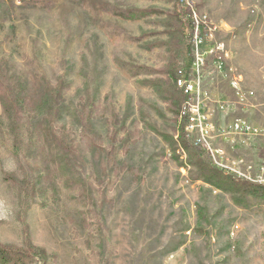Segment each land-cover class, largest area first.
I'll return each mask as SVG.
<instances>
[{"label": "rangeland", "instance_id": "rangeland-1", "mask_svg": "<svg viewBox=\"0 0 264 264\" xmlns=\"http://www.w3.org/2000/svg\"><path fill=\"white\" fill-rule=\"evenodd\" d=\"M1 2L5 94L65 87L60 104L20 117L0 103V244L11 248L0 264H264V200L238 204L200 178L177 142L182 92L174 84L176 118L141 83L172 61L173 0ZM185 3L202 38L194 104L208 128L200 145L184 131L213 174L264 186V0ZM118 7L150 10L132 19Z\"/></svg>", "mask_w": 264, "mask_h": 264}, {"label": "trees", "instance_id": "trees-1", "mask_svg": "<svg viewBox=\"0 0 264 264\" xmlns=\"http://www.w3.org/2000/svg\"><path fill=\"white\" fill-rule=\"evenodd\" d=\"M2 0H0V4ZM150 9H137V8H117L115 13L126 18L139 19L149 14ZM189 6L185 3V0H173L171 9L168 15L165 17V28H167V52L170 53L171 63L166 69L161 72L162 76L154 79H144L142 84L149 85L155 89V92L170 105V109L173 111L174 116L177 118L180 108V97L174 96L172 93V87L175 84L177 76L181 73L188 74L190 65L192 63L191 54V37L194 30V25L188 18ZM133 40L139 37H130ZM182 55V62L178 61V57ZM123 65V64H122ZM140 67L136 69L139 72ZM146 71H148L146 69ZM153 73V70L150 71ZM150 73V74H151ZM58 86H51L48 81H43L38 87L33 89L29 95H22L20 98L9 97L6 95L5 87L0 83V103L5 108V111L13 112V116H18L25 111L27 112H39L46 103L51 101L53 104L58 105L62 102L60 97V91L64 89L65 83L58 81ZM42 122V121H41ZM186 124V117H182L177 130L178 131V143L185 149L192 159V164L197 168L200 178L205 180L215 188L223 191H231V193L237 194L234 197V201L238 204L245 202V197H252L258 200H264V186L256 185L248 181H238L240 178L223 176L221 174L216 175L212 173L210 166L205 165V162L199 158V154L195 147L191 145L185 131L184 126ZM39 134L44 142V147L51 149V144H57V139L49 132L47 126L41 123ZM58 145L62 150V156L66 157L68 153L67 146L63 145V142ZM193 147V148H192ZM212 173V174H211ZM217 173V172H215ZM36 250V249H33ZM11 248L0 244V259L7 261L10 256ZM36 254V252H34ZM9 254V257H8ZM19 257H15V261L19 258H27L26 253H15ZM36 256L41 257L40 254Z\"/></svg>", "mask_w": 264, "mask_h": 264}, {"label": "built area", "instance_id": "built-area-1", "mask_svg": "<svg viewBox=\"0 0 264 264\" xmlns=\"http://www.w3.org/2000/svg\"><path fill=\"white\" fill-rule=\"evenodd\" d=\"M194 27L198 28V24L194 25ZM198 31V30H197ZM191 45L194 47V61L192 63L191 67V73L190 77L183 76L184 74H181V77L177 78L175 81L176 87L182 92L183 96L185 97V100L183 102V115L186 117V129L189 133H194L195 136H197L194 140V142L197 145L201 144V137H203L204 132L206 133V130L208 128V122H207V116L204 114H201L200 110L203 109V105L194 104L195 101H197L198 97L200 96L199 91H196V82L198 81L195 76H193V73L198 72L199 65L202 64L203 59L201 57V52L198 50L202 43L201 35H197V33L194 35V37L190 40ZM200 136H198V134Z\"/></svg>", "mask_w": 264, "mask_h": 264}]
</instances>
